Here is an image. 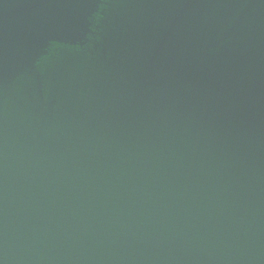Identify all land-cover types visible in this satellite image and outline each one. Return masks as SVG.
Instances as JSON below:
<instances>
[{"label": "water", "instance_id": "95a60500", "mask_svg": "<svg viewBox=\"0 0 264 264\" xmlns=\"http://www.w3.org/2000/svg\"><path fill=\"white\" fill-rule=\"evenodd\" d=\"M0 264H264V0H0Z\"/></svg>", "mask_w": 264, "mask_h": 264}]
</instances>
